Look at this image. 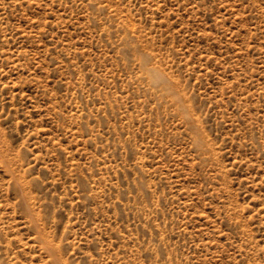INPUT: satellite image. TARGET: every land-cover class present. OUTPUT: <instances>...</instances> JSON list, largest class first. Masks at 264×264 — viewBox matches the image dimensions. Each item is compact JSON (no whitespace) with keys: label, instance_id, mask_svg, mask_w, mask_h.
I'll return each instance as SVG.
<instances>
[{"label":"rangeland","instance_id":"374dc122","mask_svg":"<svg viewBox=\"0 0 264 264\" xmlns=\"http://www.w3.org/2000/svg\"><path fill=\"white\" fill-rule=\"evenodd\" d=\"M0 264H264V0H0Z\"/></svg>","mask_w":264,"mask_h":264}]
</instances>
